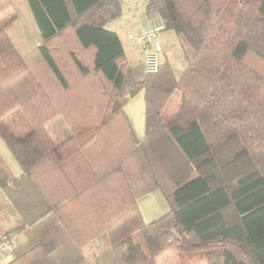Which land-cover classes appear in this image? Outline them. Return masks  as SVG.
<instances>
[{
    "label": "trees",
    "instance_id": "obj_1",
    "mask_svg": "<svg viewBox=\"0 0 264 264\" xmlns=\"http://www.w3.org/2000/svg\"><path fill=\"white\" fill-rule=\"evenodd\" d=\"M231 1L147 4L189 45V63L177 76L161 62L129 94L144 91L146 137L165 127L198 171L182 185L124 110L127 57L106 27L121 0H28L43 42L25 55L0 26V135L24 170L15 177L0 156V186L30 225L5 264H91L82 250L102 232L125 245L123 264H158L168 251L264 264V0H241L235 15ZM175 91L179 109L164 118ZM17 108L32 124L25 135L4 122ZM58 116L75 133L62 143L46 127ZM58 178L67 189L55 197ZM155 189L171 210L146 223L137 199Z\"/></svg>",
    "mask_w": 264,
    "mask_h": 264
},
{
    "label": "crops",
    "instance_id": "obj_2",
    "mask_svg": "<svg viewBox=\"0 0 264 264\" xmlns=\"http://www.w3.org/2000/svg\"><path fill=\"white\" fill-rule=\"evenodd\" d=\"M147 4H146V10H147ZM150 14L151 13H148L147 11L145 12V16L146 15L148 16ZM33 18L35 20L34 14H33ZM35 23H36V20H35ZM1 26H3L6 29L5 27L6 25L2 24ZM11 38L15 44L17 51L19 52V49H18L19 47L17 43L14 41L13 37ZM42 42H43L42 35H41V38H39L38 35L36 34V39L34 41L27 42V44L30 46L28 47V50L31 51L32 49L40 45ZM24 44L26 43L22 42V46ZM163 45L165 49V44L163 43ZM124 50H125V54L127 57V63H128L126 77L128 75L132 76L135 79L134 81L135 83L144 77L142 74V72L144 71L143 65L140 60V64H139L140 74L137 73L135 66H132L130 64L125 46H124ZM27 53H20V54L25 55ZM129 92L130 90L127 92H124V97L127 98L126 103L124 105V110L130 119V122L136 132L137 137L141 141H145L148 143L150 148L154 151L156 157L163 163L168 173L170 174V176L172 177V179L177 185H182L186 183L187 181L195 178L198 175V171L196 170L194 165L188 160V158L182 153L176 141L170 136V134L168 133L165 127H161L157 129L149 137H146L145 135V98H144V104L142 106L143 108L140 109L139 112H136L133 106L131 108L129 107L131 105L130 104L131 99L135 97L139 92L136 93L135 95H130ZM143 97H144V91H143ZM174 97H176V101L174 104V110L178 111L179 109V106L181 103V94L179 91H175L170 97L163 111L164 118L171 117L175 115V113L177 112L176 111L175 113H169L168 111V108L170 105L169 103L173 100ZM4 120L8 121L7 125L16 134L25 135L32 130V124L30 120L27 118L25 112L20 108H17L13 110L12 112H10L9 114H7L4 117ZM46 127L56 143H62L64 140H66L67 138L75 134L74 131L69 126V124L67 123V121L62 116H58L52 119L51 121H49ZM126 134H129L127 130H126ZM82 137L83 138L86 137V134H83ZM125 139L128 141V136ZM0 156L4 160L6 165L9 167L11 173L15 177H20L24 173L22 166L20 165L16 157L13 155V153L11 152V150L9 149V147L7 146L6 142L1 137V135H0ZM49 181H50V178H47L45 180V183H49ZM59 181L60 180L58 178V180H56L54 184L55 186L53 187H51L50 185L48 186V190L49 191L51 190V192H53V195L55 197L61 195V193L63 192V187L67 189V187L63 186V184L61 185ZM57 182L59 183L58 185L56 184ZM137 203L142 213L143 219L146 223H149V222H152L158 219L159 217L163 216L164 214L168 213L171 210L170 204L168 203L166 197L164 196L163 192L160 189H155L153 191H150L140 196L137 199ZM38 209L39 210L43 209V206L41 205L40 207H38ZM68 209H69L68 210L69 214L66 212V215L73 216L75 215V212L77 211L76 209H78V206H71ZM43 222L44 221L41 220L37 224L40 231L43 230V224H42ZM50 226L52 225L46 224V227H50ZM32 227H34V225H32ZM53 227L57 228L59 226L55 223ZM29 228H30V225L24 222V219L19 214L18 210L16 209L11 199L8 197L6 192L0 186V230L11 231L12 233H14L16 236V246H18L22 244L24 241H26V234ZM120 244H123V242H120L117 244H110L108 241L107 234L105 232H102L98 236L94 237L90 241V243H88L83 248L82 254L84 258L87 261H89L91 264H123V262L121 263L120 261L122 259V251L125 248V245H123L122 248H118V254H116V251H115V249L119 247L118 245ZM11 259H12V254L5 256L0 259V264H5L9 262ZM181 260L182 259L180 258V255L176 251H168V252L162 253L161 255L157 257L158 264H182Z\"/></svg>",
    "mask_w": 264,
    "mask_h": 264
},
{
    "label": "rangeland",
    "instance_id": "obj_3",
    "mask_svg": "<svg viewBox=\"0 0 264 264\" xmlns=\"http://www.w3.org/2000/svg\"><path fill=\"white\" fill-rule=\"evenodd\" d=\"M148 1L149 0H121L122 8L120 15L113 19H109L106 23L107 28L113 29L120 35L130 64L135 66V69L139 74V64L142 56L140 51L137 50L128 39V34L130 32L137 33L139 31L140 22L147 17V15L145 16V12ZM240 5L241 0H232L226 9V13L230 15L237 14ZM152 14L154 13H151L150 15ZM2 24L6 25V31L17 43L20 53H27L29 51L28 47L30 46L27 42L34 41L36 39V34L41 38L40 31L33 18V13L28 0H14L11 5L3 11H0V26ZM160 39L165 44V49L161 54V61H169L172 64L176 75L179 76L189 63L187 57V52L190 50L189 45L179 34L171 29H165L162 31ZM22 42H25L26 44L22 46ZM142 74L144 76L145 72L143 71ZM134 81L135 79L132 76L128 75L126 77L122 90L123 93L131 89ZM175 101L176 97H174L169 103V113H175L177 111L174 110ZM130 104L129 108L133 106L136 112H139L144 104L143 91L133 97ZM4 122L8 124L7 120H4ZM123 245L124 244L118 245L119 247L115 249L116 254H118V248H122ZM178 254L180 255V253ZM180 258L182 259V264H210L204 251L186 252L180 255ZM120 262H123L122 259Z\"/></svg>",
    "mask_w": 264,
    "mask_h": 264
},
{
    "label": "built area",
    "instance_id": "obj_4",
    "mask_svg": "<svg viewBox=\"0 0 264 264\" xmlns=\"http://www.w3.org/2000/svg\"><path fill=\"white\" fill-rule=\"evenodd\" d=\"M166 29V23L160 14L148 15L139 24L137 33L130 32L128 39L140 51L145 74L159 72L161 54L164 50L160 34ZM16 247V236L12 232L0 230V259L10 255Z\"/></svg>",
    "mask_w": 264,
    "mask_h": 264
}]
</instances>
